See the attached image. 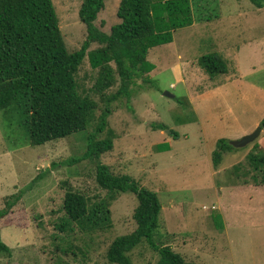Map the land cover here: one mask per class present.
I'll return each mask as SVG.
<instances>
[{"label":"rangeland","instance_id":"374dc122","mask_svg":"<svg viewBox=\"0 0 264 264\" xmlns=\"http://www.w3.org/2000/svg\"><path fill=\"white\" fill-rule=\"evenodd\" d=\"M83 2L53 0L70 53L80 50L87 38L79 17ZM120 2L106 1L95 22L101 31L110 33L120 22ZM193 3L204 9L208 21L176 31L173 43L150 51L152 69L135 80L131 99L111 106L107 131H114L116 138L114 149L101 161L114 174L130 176L158 195L163 242L186 261L264 264V186L253 182L256 172L247 159L255 145L264 151V130L254 143L226 154L216 169L212 156L223 132L210 118L215 108L222 109L220 99H190V91L209 83L198 60L212 53L223 56L230 69L239 66L250 81L264 87V9L249 0ZM98 47L92 44L89 51ZM177 65L182 66L185 81H176ZM98 78L99 70L92 69L86 58L77 80L82 92L98 104L97 117L105 106L103 96L93 91ZM119 87L118 81L105 93H116ZM200 104L210 105L208 114ZM217 116L232 119L224 115V108ZM153 124L168 129L155 131ZM89 132L32 147L22 138L18 123L0 113V209L9 197L22 196L0 222L2 240L12 250L10 256L0 258V264H109L106 254L112 242L135 231L136 196L120 194L112 200L96 181L95 162L72 163L85 153ZM172 133L178 135L176 140ZM71 189L105 213L103 230L81 229L67 219L63 205ZM130 257L133 264H156L159 258L147 243Z\"/></svg>","mask_w":264,"mask_h":264},{"label":"trees","instance_id":"16d2710c","mask_svg":"<svg viewBox=\"0 0 264 264\" xmlns=\"http://www.w3.org/2000/svg\"><path fill=\"white\" fill-rule=\"evenodd\" d=\"M106 1L84 0L79 17L86 27L87 38L80 50L70 53L53 0H0V113L9 122L18 123L22 138L32 147L91 129L86 136L85 153L72 163L95 162L96 181L112 200L129 193L138 200L134 212L137 227L112 242L106 254L109 264H133L130 254L143 243L158 254L156 264H197L186 261L163 242L158 195L130 176L114 174L101 158L114 149L116 134L107 131L113 113L111 106L120 99H131L135 80L152 69L148 63L150 51L173 43L176 31L208 19L202 13L204 9L194 6L193 0H121L117 12L120 22L105 33L95 22ZM249 1L264 9V0ZM92 44L99 47L89 51ZM86 58L92 69L99 70L93 91L103 96L105 106L98 117V104L82 92L77 80ZM198 64L211 78L229 71L227 61L218 53L200 57ZM118 81V91L106 94ZM260 127L264 130V118ZM151 128L168 129L165 124H153ZM106 131L107 137L103 138ZM172 135L175 140L178 138L176 133ZM230 142L227 139L217 142L212 156L214 168L220 167L226 154L238 150ZM247 159L257 174H253V182L264 185V151L255 145ZM21 198V194H16L6 200L5 207L0 209V222ZM63 210L67 219L81 229H104L105 213H99L84 194L68 190ZM11 253L2 240L0 227V258Z\"/></svg>","mask_w":264,"mask_h":264},{"label":"crops","instance_id":"0c3cea01","mask_svg":"<svg viewBox=\"0 0 264 264\" xmlns=\"http://www.w3.org/2000/svg\"><path fill=\"white\" fill-rule=\"evenodd\" d=\"M174 75L177 82L185 81L182 66L174 67ZM208 79L209 83L203 89L196 90L197 92L190 91V99L194 102H198L196 99L201 100L211 96L220 99L222 109L215 108L216 112L212 114L214 117L210 118L216 120V125L223 132L220 139L235 141L253 133L264 118V87L250 81L249 76L243 74L237 65L234 69L229 68L227 74L214 78L208 76ZM200 106L202 112L208 114L210 105L200 104ZM223 108L224 115L231 117V121H225L220 116L216 119L215 116L222 114ZM194 109L198 115V108L194 107ZM166 142L169 143L167 140Z\"/></svg>","mask_w":264,"mask_h":264},{"label":"water","instance_id":"95a60500","mask_svg":"<svg viewBox=\"0 0 264 264\" xmlns=\"http://www.w3.org/2000/svg\"><path fill=\"white\" fill-rule=\"evenodd\" d=\"M165 96L170 98H174L173 95L169 94L168 92L165 93ZM263 129L259 126L253 133L244 136L242 139L231 141V145L235 148L241 149L247 147L248 145L254 143L261 135Z\"/></svg>","mask_w":264,"mask_h":264}]
</instances>
